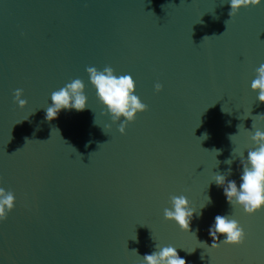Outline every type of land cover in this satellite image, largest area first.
Returning <instances> with one entry per match:
<instances>
[{
	"label": "water",
	"instance_id": "water-1",
	"mask_svg": "<svg viewBox=\"0 0 264 264\" xmlns=\"http://www.w3.org/2000/svg\"><path fill=\"white\" fill-rule=\"evenodd\" d=\"M229 11V0H0V187L16 197L0 221V264H142L156 245L186 264H264V208L232 209L214 182L231 167L239 186L238 156L264 130L251 89L264 0ZM88 66L135 80L148 110L124 134L101 114ZM76 78L87 107L47 121L51 93ZM172 195L200 213L190 231L164 218ZM216 215L239 221L242 244L221 235L210 247Z\"/></svg>",
	"mask_w": 264,
	"mask_h": 264
},
{
	"label": "clouds",
	"instance_id": "clouds-1",
	"mask_svg": "<svg viewBox=\"0 0 264 264\" xmlns=\"http://www.w3.org/2000/svg\"><path fill=\"white\" fill-rule=\"evenodd\" d=\"M229 3L230 11L228 14L232 18L242 7L257 6L261 3V0H229ZM86 72L89 74L91 84L96 89L99 101L105 106V110L101 114L109 115L112 122H120L118 130L121 134H124L127 124L133 122L138 113L148 110V105L143 103L140 97L135 94L136 83L132 75L123 74L118 76L111 66H105L103 70L88 66ZM255 73L256 76L251 82V89L258 93V101L264 102V63L255 69ZM154 87L159 92L162 90L163 85L156 83ZM84 89V81L76 78L53 91L51 93V104L46 108L45 119L47 121L56 119L62 109L84 110L87 107V96ZM22 95L23 89L18 88L15 90L14 100L20 107L27 104L25 99H21ZM258 116L264 119V114ZM94 123L96 124L95 120ZM106 127L110 128L111 124L106 125ZM237 127L239 129V125ZM252 128H255L254 124H252ZM233 136H229L231 142ZM251 140L255 146L247 150V157L243 153L238 156L242 165L239 186L236 180L227 178L232 174L231 167L223 174L217 172L214 175L215 184L223 188L224 195L231 208L240 207L248 215H254L264 208V130L256 128L254 134L251 135ZM215 151L217 155L220 152V150ZM236 157L233 156L232 150L231 157L226 159L224 163L230 166ZM15 200L16 197L12 191H6L5 188L0 187V221L7 219L8 213L15 207ZM170 203L172 207L164 209V218L174 220L181 230L190 231L191 220L194 213L197 212L191 207L188 198L185 195H172ZM210 203L211 198L207 196L206 204ZM197 215H200V213H197ZM209 235L213 241L211 248L220 246L218 241H220L221 235L224 236L222 243L229 245L242 244L246 238L243 226L240 225L237 219L231 218L230 215H216L214 224L209 228ZM156 249L158 250L142 256V264H186V260L179 256L176 247L168 245L161 248L156 245Z\"/></svg>",
	"mask_w": 264,
	"mask_h": 264
}]
</instances>
